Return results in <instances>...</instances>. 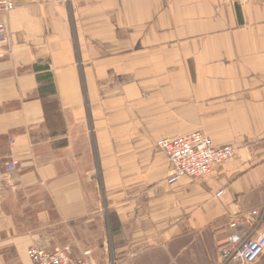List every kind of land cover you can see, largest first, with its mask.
Masks as SVG:
<instances>
[{
    "label": "crops",
    "instance_id": "0c3cea01",
    "mask_svg": "<svg viewBox=\"0 0 264 264\" xmlns=\"http://www.w3.org/2000/svg\"><path fill=\"white\" fill-rule=\"evenodd\" d=\"M13 2L0 264H32L34 245L94 264H240L218 246L264 207V0ZM194 131L237 156L169 184L157 141Z\"/></svg>",
    "mask_w": 264,
    "mask_h": 264
},
{
    "label": "built area",
    "instance_id": "2783aa9c",
    "mask_svg": "<svg viewBox=\"0 0 264 264\" xmlns=\"http://www.w3.org/2000/svg\"><path fill=\"white\" fill-rule=\"evenodd\" d=\"M14 8L13 0H0V45L10 41L5 16ZM157 146L172 164V171L167 179L169 184H174L183 177L202 178L211 175L217 166L235 158L238 153V148L233 145L215 146L211 137L202 131L161 138L157 141ZM18 164L17 159L11 160L6 165L7 170H14ZM223 195L224 190L216 193L217 197ZM218 248L223 262H259L264 255V207L234 216L229 222V234ZM27 254L32 264H94L89 250L80 256H74L69 245L53 249L34 245L27 250Z\"/></svg>",
    "mask_w": 264,
    "mask_h": 264
}]
</instances>
